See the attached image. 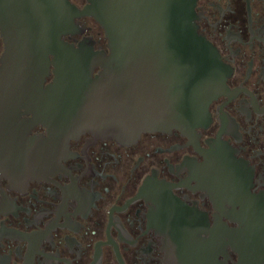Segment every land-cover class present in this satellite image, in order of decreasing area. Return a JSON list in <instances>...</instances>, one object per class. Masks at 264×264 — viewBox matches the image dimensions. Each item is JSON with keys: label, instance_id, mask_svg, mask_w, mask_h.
I'll list each match as a JSON object with an SVG mask.
<instances>
[{"label": "flooded vegetation", "instance_id": "af4514ba", "mask_svg": "<svg viewBox=\"0 0 264 264\" xmlns=\"http://www.w3.org/2000/svg\"><path fill=\"white\" fill-rule=\"evenodd\" d=\"M194 12L228 69L208 122L129 143L45 141L34 177L0 173V264H264V0ZM75 21L66 41L107 51L93 16Z\"/></svg>", "mask_w": 264, "mask_h": 264}, {"label": "water", "instance_id": "95a60500", "mask_svg": "<svg viewBox=\"0 0 264 264\" xmlns=\"http://www.w3.org/2000/svg\"><path fill=\"white\" fill-rule=\"evenodd\" d=\"M194 4L0 0V173L34 177L37 148L49 140L63 147L87 132L129 143L143 132L204 126L228 69L197 31ZM82 15L102 26L107 51L63 38L80 31ZM36 125L45 138L28 137Z\"/></svg>", "mask_w": 264, "mask_h": 264}]
</instances>
